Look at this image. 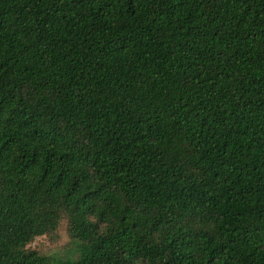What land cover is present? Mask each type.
<instances>
[{
	"label": "trees",
	"instance_id": "obj_1",
	"mask_svg": "<svg viewBox=\"0 0 264 264\" xmlns=\"http://www.w3.org/2000/svg\"><path fill=\"white\" fill-rule=\"evenodd\" d=\"M0 264H264V0H0Z\"/></svg>",
	"mask_w": 264,
	"mask_h": 264
},
{
	"label": "rangeland",
	"instance_id": "obj_2",
	"mask_svg": "<svg viewBox=\"0 0 264 264\" xmlns=\"http://www.w3.org/2000/svg\"><path fill=\"white\" fill-rule=\"evenodd\" d=\"M27 247L35 250L40 255H45L50 258L66 257L71 245L66 233L65 220L60 221L55 233L36 236Z\"/></svg>",
	"mask_w": 264,
	"mask_h": 264
}]
</instances>
